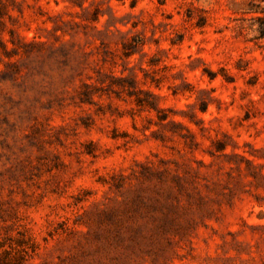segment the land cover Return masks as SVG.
Listing matches in <instances>:
<instances>
[{"label":"rangeland","instance_id":"obj_1","mask_svg":"<svg viewBox=\"0 0 264 264\" xmlns=\"http://www.w3.org/2000/svg\"><path fill=\"white\" fill-rule=\"evenodd\" d=\"M247 3L0 0V264H264Z\"/></svg>","mask_w":264,"mask_h":264},{"label":"trees","instance_id":"obj_2","mask_svg":"<svg viewBox=\"0 0 264 264\" xmlns=\"http://www.w3.org/2000/svg\"><path fill=\"white\" fill-rule=\"evenodd\" d=\"M244 14L248 16L249 28L257 33V39H264V0H248Z\"/></svg>","mask_w":264,"mask_h":264}]
</instances>
